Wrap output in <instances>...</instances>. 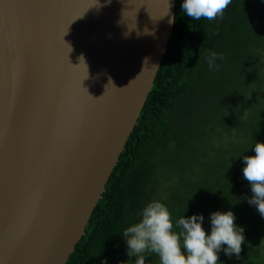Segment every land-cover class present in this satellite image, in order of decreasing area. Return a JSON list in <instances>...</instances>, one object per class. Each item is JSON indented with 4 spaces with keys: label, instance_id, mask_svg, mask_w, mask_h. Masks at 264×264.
I'll use <instances>...</instances> for the list:
<instances>
[{
    "label": "water",
    "instance_id": "95a60500",
    "mask_svg": "<svg viewBox=\"0 0 264 264\" xmlns=\"http://www.w3.org/2000/svg\"><path fill=\"white\" fill-rule=\"evenodd\" d=\"M176 0H0V264H66L137 125Z\"/></svg>",
    "mask_w": 264,
    "mask_h": 264
},
{
    "label": "trees",
    "instance_id": "16d2710c",
    "mask_svg": "<svg viewBox=\"0 0 264 264\" xmlns=\"http://www.w3.org/2000/svg\"><path fill=\"white\" fill-rule=\"evenodd\" d=\"M176 0L173 35L152 91L116 165L85 236L66 264H120L122 232L144 206L164 203L175 221L232 211L244 229L239 258L223 264H264V218L248 199L244 156L264 143V0H231L223 17L194 20ZM222 54L216 68L211 52ZM146 264H159L152 254Z\"/></svg>",
    "mask_w": 264,
    "mask_h": 264
},
{
    "label": "clouds",
    "instance_id": "9594fccd",
    "mask_svg": "<svg viewBox=\"0 0 264 264\" xmlns=\"http://www.w3.org/2000/svg\"><path fill=\"white\" fill-rule=\"evenodd\" d=\"M231 0H183L182 12L194 20L205 18L214 21L222 18ZM171 17L169 23H174ZM223 55L211 52L208 56L210 69L216 68L215 60ZM254 156H244L243 176L251 185L250 205H255L264 218V143L256 142ZM204 217L192 215L172 221L168 207L159 200L148 202L140 214V219L128 226L122 235L127 244V255L134 261L120 264H146L152 254L159 257V264H223L218 253L223 251L229 257L239 258L241 245L245 243L244 229L235 224L232 211L213 212L210 216L211 231L206 234L202 226Z\"/></svg>",
    "mask_w": 264,
    "mask_h": 264
}]
</instances>
